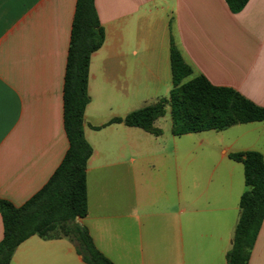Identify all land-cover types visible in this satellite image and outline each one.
I'll list each match as a JSON object with an SVG mask.
<instances>
[{
    "label": "crops",
    "instance_id": "1",
    "mask_svg": "<svg viewBox=\"0 0 264 264\" xmlns=\"http://www.w3.org/2000/svg\"><path fill=\"white\" fill-rule=\"evenodd\" d=\"M77 0H0V199L21 207L68 150L63 85ZM104 31L88 69L86 215L112 264H226L245 190L230 154L260 153L264 121L176 136L112 123L167 99L173 44L192 73L264 108V0H94ZM3 225L0 216V241ZM9 264H86L66 237L31 236ZM247 264H264V218Z\"/></svg>",
    "mask_w": 264,
    "mask_h": 264
},
{
    "label": "trees",
    "instance_id": "2",
    "mask_svg": "<svg viewBox=\"0 0 264 264\" xmlns=\"http://www.w3.org/2000/svg\"><path fill=\"white\" fill-rule=\"evenodd\" d=\"M231 12L240 11L248 0H225ZM104 42L94 0H77L71 25L63 85V125L68 150L44 187L21 207L0 199L3 237L0 264H9L15 249L31 236L66 237L86 264H112L94 246L87 229L77 219L86 215V163L92 149L83 135L84 111L90 58ZM172 89L167 99L132 111L112 123H123L158 136L154 122L169 108L171 131L180 136L221 131L238 124L264 121V108L236 90L212 85L204 76L191 79L192 70L172 44L170 49ZM243 165L245 190L239 199V218L226 264H247L264 218V160L260 153L230 154Z\"/></svg>",
    "mask_w": 264,
    "mask_h": 264
}]
</instances>
